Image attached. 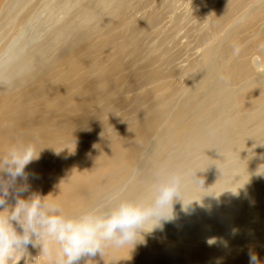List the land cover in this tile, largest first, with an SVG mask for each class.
Instances as JSON below:
<instances>
[{"label": "bare ground", "instance_id": "obj_1", "mask_svg": "<svg viewBox=\"0 0 264 264\" xmlns=\"http://www.w3.org/2000/svg\"><path fill=\"white\" fill-rule=\"evenodd\" d=\"M149 1H97V11L109 7L107 13L100 16L93 10L82 18L97 20L100 35L94 39L93 27L76 32L54 58L43 60L48 54L44 52L40 72L35 52L21 64L12 59L16 53L0 60V155L17 138L36 140L41 153L27 166V181H18L28 185L22 198L37 193L60 204L68 216L81 214L126 183L129 196L150 194L153 173L167 163L198 172L205 182L192 185L174 206L218 202L235 212L247 207L255 214L248 227L252 221L260 223L252 231L243 222L247 233H231L232 223L224 220L221 231L216 230L222 233H212L207 240L206 233L188 234L176 222L154 231L150 225L145 229L150 233L136 246L107 249L90 264H249V252L264 264V75L255 71L252 58L255 49L264 54V0L163 1L177 12L185 6L175 12L176 24L196 13L197 5L199 13L208 10L206 27L198 34L201 55L189 64L196 70L184 81L178 75L185 67L163 45L170 36L161 39L159 55H152L139 39L166 30L156 10L139 19L128 13L137 2L145 8ZM18 2L29 12L15 15L13 25L29 21L32 1L0 0V17L5 10L14 13ZM64 31L56 32L59 38ZM227 34H233L231 40L237 37L225 48L221 44ZM105 54L113 57L111 62L104 60ZM238 82L236 91L232 84ZM175 95L180 101L172 106L168 98ZM75 118L78 121L68 123ZM9 204H15L14 194ZM40 254L39 247L29 245L15 264H53ZM88 260L84 257L78 264Z\"/></svg>", "mask_w": 264, "mask_h": 264}, {"label": "clouds", "instance_id": "obj_2", "mask_svg": "<svg viewBox=\"0 0 264 264\" xmlns=\"http://www.w3.org/2000/svg\"><path fill=\"white\" fill-rule=\"evenodd\" d=\"M40 153L36 140L17 138L0 155V264L14 262L29 245L39 247L40 255L53 264H78L84 257L90 264L92 257H103L107 249L136 246L150 233L145 231L148 226H153L152 231L162 229L173 219L174 203L182 201L192 185L205 183L198 172L164 163L153 173L150 194L129 196L126 183L81 214L68 216L60 204L37 193L22 198L28 185L18 181H27L25 170ZM13 194L15 204L10 205ZM249 264H261L254 252H249Z\"/></svg>", "mask_w": 264, "mask_h": 264}, {"label": "rangeland", "instance_id": "obj_3", "mask_svg": "<svg viewBox=\"0 0 264 264\" xmlns=\"http://www.w3.org/2000/svg\"><path fill=\"white\" fill-rule=\"evenodd\" d=\"M31 1H32V3H31L30 7L32 8V12H31V15L27 17L29 19V21L27 23H21V21H17L19 23L18 25H13V23H12V21L14 19H16V17H17L15 15H19V17H22L23 15H25L29 12V9H27V7H25L24 4L19 3V2L17 3V7L13 8L14 13L10 12L9 10H5L3 12V14L1 15V17H0V60L1 61L7 60L8 58H10V56H12L13 53L14 54L16 53V56L14 55V57L12 59L17 57L16 59H14L15 60L14 62H16V64H18V63L21 64V63H24L23 62L24 58L26 55H28V53L35 52L36 57L38 56L36 58V61H35V63H37L35 65H38L37 66L38 68L35 66L37 72H40V67L42 66V62H44L43 60H46L47 57L49 59L54 58L57 55V52L64 45H66L69 41L73 40L75 38V36H77L76 32H80V31L81 32H87V31H89L90 28L93 27V29H92V30H94L93 37H95L94 39H96L100 35V33L98 32L97 27H96V25L98 26V24H96L97 20L93 19L94 21L93 20L88 21L87 19H85V18H87V15H88L87 13L94 12V11L98 12V13L100 12L99 15L101 16V15H103L102 12L105 11L107 13L108 8H109V7H107V9L104 8L107 10L106 11V10H102L103 8L100 7L99 11H97L99 7H97V5H95V4L99 0H31ZM163 1L164 0H150L148 7H145V8H142L141 6H139V4H137L138 3L137 2L136 3L137 6L132 8L131 11H129L128 13H130L131 16L137 14L136 16L133 17L136 19L143 17L144 14L146 13V11H148L150 9H152L154 11L156 10L155 12L157 14L159 12L161 13L159 15H161L160 17L164 23H161L160 25L163 26V28H161L162 31L166 28V30H164V33L161 31L162 33H157L158 34L157 35L156 34L157 31H156L155 33L153 32V36H151V38L149 35H151L152 33L149 35L146 34L147 37L149 36V38H146L145 35L144 36L141 35L143 38L141 37L139 39L143 40L142 42L145 43V44L143 43L145 45V48L147 47L146 49L150 50L152 55H159L160 54L159 52H161V50L163 49L162 48L163 46L161 44V39H163L165 34L167 35L166 37L170 36V38L168 37L167 40L165 39L166 42L163 45H166L165 47H168L170 49V54L175 55L174 57H175L176 62L181 63V65L185 67L181 72L182 74L180 73V75H178L179 80L181 78L180 81H184V79H186V76L188 74H190L196 70V65L189 66V64L193 60H195L196 58L198 59V57L201 55L200 53H201L202 48H203V43H202V41H200L198 34L200 32H202V30H204L206 27L205 19L207 17L206 14H207L208 10L205 11V9H203V11L201 13H199L200 7L197 5L195 7V9L198 10V11H196V13L187 14L186 18H184L185 20L183 19L181 21H178L176 24V20L172 21L173 20L172 18L175 17L174 16L175 12H176V14L181 13L185 9V6H181L180 7L181 9L179 8L178 12H177V9H175L176 10L175 11V10L165 6L163 4ZM197 1H199L198 3L202 2L201 0H195V2H197ZM150 2L153 3V4L151 3L152 6L150 5ZM81 4H83V6ZM162 4H163V6H162ZM180 5L181 4H179V6ZM88 6L92 7V8H88ZM149 6H151L152 8ZM157 6H158V8H157ZM192 6H194V5H192ZM192 6H191V8H192ZM83 7H85V8H83ZM138 8H140V10ZM85 9L86 10L89 9V11L87 10L88 11L87 12ZM143 9H145V10H143ZM110 10H111V8L109 9V12H110ZM132 11H133V14H132ZM163 11H165L164 12L165 14L163 13ZM85 12H86V17L85 18L83 17L84 18V20H83L82 16H85V15H83ZM105 12H104V15L106 14ZM85 21H87L88 23H86ZM72 27H73V29H72ZM61 28H65V31H64L62 37L59 38L56 32ZM81 28H83V30ZM158 32H160V30ZM80 33H78V34H80ZM186 34H188V36ZM232 35L233 34L225 35L226 39H225V41L222 42L221 46L226 48L230 43H232L237 37V35L234 34V37L231 40ZM171 38H173V40ZM174 39H175V41H174ZM176 39H178V42ZM170 40H172L173 43H172V41L170 42ZM55 41L58 43H55ZM164 41H163V43H164ZM239 48H240V46H238L235 49V52H237L239 50ZM44 52H45V54L48 53V54H46L47 56L44 55ZM109 52H112V50H109L106 53H109ZM253 52H254V54H252L253 56L252 55L251 56H252V58H255V60H256L255 65H253L255 68V71L260 75H264V54L256 51V49L253 50ZM41 53H43V54H41ZM41 55H42V57H41ZM43 56H45V59H43L44 58ZM104 56H105L104 60H110V62H111V59H113V57L110 56L109 54H105ZM39 57H40V59H38ZM99 57L100 56L97 55V59ZM219 57H220V55H219ZM41 59H43V60H41ZM16 64H14V66ZM9 67H12V65L10 64ZM23 72L25 73L26 69H24ZM232 85H233V88L236 91H238L241 84L238 82L235 85L234 84H232ZM238 86H239V88H238ZM168 99L171 100V102H174V103H172V106L177 105L178 101H180V97L176 96V95H175V97H170ZM129 120H131V119H129L127 117L125 119V122L129 123L130 122ZM76 121H78V118L72 119L68 123L73 124ZM82 127L84 130H86L89 133L92 131V129L89 128L85 124L82 125ZM78 128L80 129L81 126ZM74 130H76V129H74ZM113 130L114 129H112V131ZM263 198L264 197H261V200ZM235 199H238L237 196ZM214 203L212 202L213 206L218 207L219 209L222 207L221 208L222 210L218 209L216 211L215 210L212 211L213 206L210 205L211 203L210 204L204 203L203 205H200L197 207L193 206V205H189V206L183 205L180 207L174 206V216H173V219L169 222L170 223L176 222V223L180 224L179 227L182 226L181 228H183V229L185 226L186 228L184 229V231H188L189 232L188 234H192V235L201 234V236H203V233H206V235L204 234V237L205 236L207 237V238L205 237L206 240L209 237L213 236L212 233H214L215 237H216V233H218V234L222 233L219 231H221L220 229H222L220 227H222L221 223L224 220L231 222L233 225L231 227L232 230L230 228V229H228V232L234 231L237 233H240V232L244 233L245 232V231H243L244 226L241 225L243 222H245V223H243V224H245V227H247L248 229L251 227L250 230H252V231H253V229L259 227L260 223L256 222L258 225L257 226L256 224H254L255 221H252L253 224H250L249 227L246 223L248 221H249V223H251L252 218L255 217V214L253 213L252 209L247 208V207H243L242 208L243 210H241V212H240V210L238 212H235V211L228 210L227 208L223 207L222 204H219L218 202H217L218 204L217 203L214 204ZM215 207H213V208L216 209ZM205 222H206V224H205ZM209 222L212 223L211 225L209 224L210 226H212L211 228L208 225ZM218 222H219V224H218ZM216 224H218V225H216ZM203 225H205V226H203ZM240 225L243 228H241ZM213 226H214V228H213ZM247 228H245V230ZM183 229H181V230H183ZM216 230H219V231L216 232ZM190 232H192V233H190ZM225 232H226V236H227L228 232L227 231H225ZM225 232H224V234H225ZM245 233H247V232H245ZM248 233L250 234V232H248ZM153 234L159 235L157 233H153ZM217 236H225V235L220 234ZM34 256L36 258L38 257L37 254H34ZM15 263H16L15 261L12 263L9 262V264H15Z\"/></svg>", "mask_w": 264, "mask_h": 264}]
</instances>
